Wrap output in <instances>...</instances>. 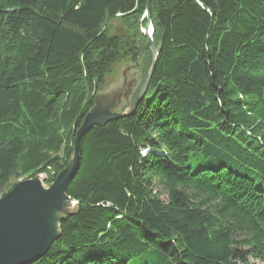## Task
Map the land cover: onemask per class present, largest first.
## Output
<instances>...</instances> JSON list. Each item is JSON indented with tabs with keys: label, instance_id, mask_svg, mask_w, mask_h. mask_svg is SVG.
<instances>
[{
	"label": "trees",
	"instance_id": "16d2710c",
	"mask_svg": "<svg viewBox=\"0 0 264 264\" xmlns=\"http://www.w3.org/2000/svg\"><path fill=\"white\" fill-rule=\"evenodd\" d=\"M147 3L0 0V196L54 181L119 63L146 78ZM150 6L147 93L82 136L75 211L29 264H264V0Z\"/></svg>",
	"mask_w": 264,
	"mask_h": 264
},
{
	"label": "water",
	"instance_id": "95a60500",
	"mask_svg": "<svg viewBox=\"0 0 264 264\" xmlns=\"http://www.w3.org/2000/svg\"><path fill=\"white\" fill-rule=\"evenodd\" d=\"M144 17L147 23L142 32L148 39L152 62L136 98L120 111L114 104L103 106L99 92L94 107L77 132L70 162L54 181L46 187L40 175L22 179L0 197V264H29L49 251L61 234L60 222L70 216L77 206V201L66 191L79 167L82 136L95 125L133 113L146 95L160 52L153 38L150 0Z\"/></svg>",
	"mask_w": 264,
	"mask_h": 264
},
{
	"label": "rangeland",
	"instance_id": "374dc122",
	"mask_svg": "<svg viewBox=\"0 0 264 264\" xmlns=\"http://www.w3.org/2000/svg\"><path fill=\"white\" fill-rule=\"evenodd\" d=\"M114 24L118 27L120 21H115ZM144 61L148 60L146 61L142 54L135 62L125 60L117 65L115 73L108 78L106 86L100 91L99 98L103 106L114 104L121 111L134 101L145 80L143 78ZM48 176L46 173L39 176L46 187L50 185L46 183ZM250 262L251 264H262L255 258H250Z\"/></svg>",
	"mask_w": 264,
	"mask_h": 264
}]
</instances>
